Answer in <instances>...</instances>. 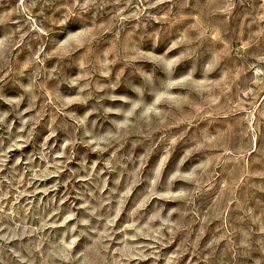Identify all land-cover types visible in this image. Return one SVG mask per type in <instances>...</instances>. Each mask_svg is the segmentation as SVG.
Listing matches in <instances>:
<instances>
[{
    "label": "rangeland",
    "instance_id": "374dc122",
    "mask_svg": "<svg viewBox=\"0 0 264 264\" xmlns=\"http://www.w3.org/2000/svg\"><path fill=\"white\" fill-rule=\"evenodd\" d=\"M0 264H264V0H0Z\"/></svg>",
    "mask_w": 264,
    "mask_h": 264
}]
</instances>
